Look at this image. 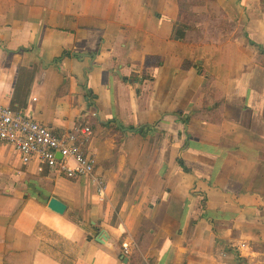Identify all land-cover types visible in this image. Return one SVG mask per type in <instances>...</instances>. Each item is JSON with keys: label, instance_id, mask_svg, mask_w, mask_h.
Wrapping results in <instances>:
<instances>
[{"label": "crops", "instance_id": "obj_1", "mask_svg": "<svg viewBox=\"0 0 264 264\" xmlns=\"http://www.w3.org/2000/svg\"><path fill=\"white\" fill-rule=\"evenodd\" d=\"M0 105L104 185L0 145V264H264V0H0Z\"/></svg>", "mask_w": 264, "mask_h": 264}, {"label": "built area", "instance_id": "obj_2", "mask_svg": "<svg viewBox=\"0 0 264 264\" xmlns=\"http://www.w3.org/2000/svg\"><path fill=\"white\" fill-rule=\"evenodd\" d=\"M92 137L88 127L57 132L33 121L21 112L0 105V145L10 147L23 166L35 164L40 173L53 174L69 181H95L92 156L80 146ZM129 250L124 246V254Z\"/></svg>", "mask_w": 264, "mask_h": 264}, {"label": "water", "instance_id": "obj_3", "mask_svg": "<svg viewBox=\"0 0 264 264\" xmlns=\"http://www.w3.org/2000/svg\"><path fill=\"white\" fill-rule=\"evenodd\" d=\"M47 208L56 213V214H59V215H62L66 212V206L64 203H62L61 201H59L58 199H51L49 202H48V205H47ZM106 237L105 236H101L100 238V241L101 242H104V239Z\"/></svg>", "mask_w": 264, "mask_h": 264}, {"label": "rangeland", "instance_id": "obj_4", "mask_svg": "<svg viewBox=\"0 0 264 264\" xmlns=\"http://www.w3.org/2000/svg\"><path fill=\"white\" fill-rule=\"evenodd\" d=\"M3 153L6 155V157H8L9 159L12 158L10 161H11V165H15V169L19 168V167H22V163H21V160L20 158L18 157V155H16L13 150L10 148V147H5L4 150H3ZM32 165V164H31ZM31 165H28L26 167H29ZM52 176H54L52 174ZM71 182V183H70ZM70 184H74V182L72 181H69Z\"/></svg>", "mask_w": 264, "mask_h": 264}, {"label": "bare ground", "instance_id": "obj_5", "mask_svg": "<svg viewBox=\"0 0 264 264\" xmlns=\"http://www.w3.org/2000/svg\"><path fill=\"white\" fill-rule=\"evenodd\" d=\"M62 203H64L65 205H68V202L61 200Z\"/></svg>", "mask_w": 264, "mask_h": 264}, {"label": "trees", "instance_id": "obj_6", "mask_svg": "<svg viewBox=\"0 0 264 264\" xmlns=\"http://www.w3.org/2000/svg\"><path fill=\"white\" fill-rule=\"evenodd\" d=\"M131 261H132V260H130L129 264H131ZM137 263H138V262H137Z\"/></svg>", "mask_w": 264, "mask_h": 264}]
</instances>
